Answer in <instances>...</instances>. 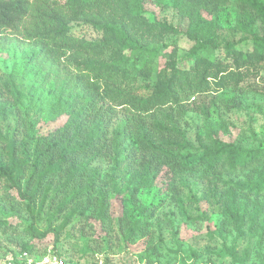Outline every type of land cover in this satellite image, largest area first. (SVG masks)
I'll use <instances>...</instances> for the list:
<instances>
[{
    "label": "rangeland",
    "instance_id": "1",
    "mask_svg": "<svg viewBox=\"0 0 264 264\" xmlns=\"http://www.w3.org/2000/svg\"><path fill=\"white\" fill-rule=\"evenodd\" d=\"M243 1L244 10L238 0H220L212 9L180 0H143L144 21L171 29L159 28L157 36L147 38L146 47L160 55L149 59L144 79L133 76L123 90L156 99L167 93L170 74L189 70L198 57L220 64L206 79L212 87L181 97L179 110L168 103L136 111L106 98L118 112L108 137L120 124L142 118L144 123L129 126L122 139L127 149L119 158L131 149L137 157L131 166L83 158L95 184L92 197L68 195L63 206L69 191L63 188L64 173L48 170L42 180L50 188L45 195L26 183L31 170L21 181L18 174L34 161L35 140L69 119L56 111L55 101L74 96L67 78L79 73L77 66L108 65L120 57L118 47L100 54L88 46L116 37L125 19L120 13L114 23L107 13L72 19L78 43L55 65L40 62L30 43L0 36V167L12 179L0 173V263L26 250L54 253L70 264H264V162L227 167L250 154L264 156V59L255 67L235 64L225 47L250 52L258 38L264 48V0ZM225 75L234 77L228 85H213V78ZM153 132L159 139L155 147L174 161L148 171L138 156L141 140ZM164 137L173 145L165 148ZM216 152L227 165L212 175L206 160ZM176 162L202 166L188 171L173 166ZM104 198L108 219L102 221ZM143 227L145 235L138 231ZM130 228L137 230L132 237Z\"/></svg>",
    "mask_w": 264,
    "mask_h": 264
},
{
    "label": "trees",
    "instance_id": "2",
    "mask_svg": "<svg viewBox=\"0 0 264 264\" xmlns=\"http://www.w3.org/2000/svg\"><path fill=\"white\" fill-rule=\"evenodd\" d=\"M180 1L202 9H212L220 4V0ZM238 1L243 10L246 9L245 2ZM142 4L143 0H0V36L8 34L15 39L20 38L30 43L35 49L36 58L44 65H55L78 43L77 37L72 34L69 26L72 19L107 13L110 21L114 23L118 21L117 17L120 13L126 22H119L118 34L110 41L88 46L100 54L112 47H118L123 52L115 62L108 65H97L92 62L77 66L80 69L79 73L74 78H67V83H72L70 89L74 91V96L71 93L55 101L56 111L67 114L69 119L52 134L35 140L34 161L28 166L25 161L23 166L28 168H24L18 174L21 181L26 177L28 169L31 170L26 183L30 187L35 185L34 191L45 195L50 188L47 184H43L42 180L48 174V170L52 168L49 173L53 174L64 173L66 178L63 188L69 191L65 200L61 202L62 206L66 204L68 195H72L71 198L92 197L95 184L89 180L91 177V172L87 170L89 162L84 163L83 158L109 159L117 166L124 163L131 166L135 162L137 156L132 149L119 158L122 151L127 149L122 139L129 126L134 125V121L136 124L144 122L137 116L131 118L120 124L113 135L108 137L107 128L118 118V112L115 107L105 102L106 98L110 103H126L136 111H144L148 107L156 108L168 103L174 104L179 110L182 107L180 106L181 97L193 96L196 93L208 91L212 87L206 79L212 77L210 70L220 64L216 59L198 57L195 58L189 70L173 71L167 79L165 87L167 93L156 99L151 97L140 99L123 90L130 85L133 76L144 79L141 73L150 64L149 59L151 61L159 54L146 47L147 38L157 36L159 28L166 31L171 29L169 26H154L152 23L145 22L142 16ZM254 42L252 51L243 53L233 46H225L227 54L231 56L235 64L255 67L257 62L264 59V48H259L261 39L255 38ZM88 76H91L92 81L85 82ZM233 78L229 75L213 78V85L224 87L228 85L226 81ZM158 131L162 132L163 129L159 128ZM156 137L157 135L153 132L147 140H141L140 147L143 153L138 156V163L148 171H157L160 168V162L174 161V157L155 147L156 142L159 141ZM161 141L165 148L173 145L168 138L164 137ZM26 148L29 149L28 146ZM258 154H250L248 158L231 161L227 167L232 170L236 166L247 168L252 163L261 164L264 162V156ZM206 161L207 171L212 175L218 174L221 168L227 165L219 152L211 155ZM173 166L182 170L195 171L202 165L199 166L197 162L188 166L176 162ZM7 172L6 168L0 167L1 175L11 179ZM58 189L60 188H55L56 191ZM105 202L104 198L100 204L99 214L102 221L108 219V208ZM150 214L153 215V212ZM142 229L138 231L145 235V228ZM135 232L137 230L130 228L129 237H132Z\"/></svg>",
    "mask_w": 264,
    "mask_h": 264
},
{
    "label": "built area",
    "instance_id": "3",
    "mask_svg": "<svg viewBox=\"0 0 264 264\" xmlns=\"http://www.w3.org/2000/svg\"><path fill=\"white\" fill-rule=\"evenodd\" d=\"M0 264H70L64 257L54 253L41 255L29 251H22L15 257H10Z\"/></svg>",
    "mask_w": 264,
    "mask_h": 264
}]
</instances>
